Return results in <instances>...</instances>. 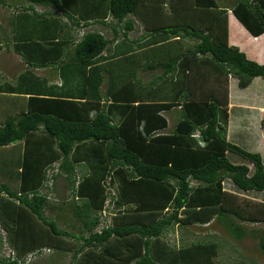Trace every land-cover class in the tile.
Instances as JSON below:
<instances>
[{"label": "trees", "instance_id": "1", "mask_svg": "<svg viewBox=\"0 0 264 264\" xmlns=\"http://www.w3.org/2000/svg\"><path fill=\"white\" fill-rule=\"evenodd\" d=\"M26 1L52 7V14L46 15L62 14L75 27L92 25L79 17L72 1ZM99 1L101 19L95 22L106 26L111 16L114 31L125 30L123 42L134 28L128 17L135 16L146 30L166 35L150 45L164 43L157 49L173 50L181 45L183 50L166 61L156 58L159 64L150 66L162 68L159 80H174L180 71L183 78L164 91V102L137 96L134 89L139 85L114 74L117 68L127 69L133 48L125 50L124 43L104 59L111 41L98 31L87 32L69 52V44L59 37L16 46L29 65L49 67L69 56L72 66L65 90L56 92L54 87L50 97H30L35 107L0 124V148L25 142L17 176L0 184V253L6 237L17 254V259L0 257V264H29L27 256L44 248L71 252L70 264H246L219 262L222 243L216 238L178 246L169 234L177 227L189 230L217 221L237 242L249 237L264 248V234L249 227L264 223V203L223 189L229 179L240 190L264 192L262 155L228 140L229 79L247 88L254 79L264 78V64L230 46L228 10L217 0L148 5L145 0ZM232 12L253 36L264 34V0H235ZM66 28L63 21L61 31ZM174 37L192 43L171 42ZM109 59L111 63H105ZM157 86L149 85L150 93L156 94L152 90ZM138 99L142 103L135 106ZM179 107L182 117L174 134L153 135L168 128L162 114ZM122 109L137 114L115 123L114 114ZM134 121L144 122V130ZM231 154L246 164L232 163ZM55 163H60L57 176L67 175L70 201H51L40 192ZM73 163L84 164L90 172L78 181ZM110 197L116 215L99 233L100 212ZM66 207L76 219L75 232L59 224Z\"/></svg>", "mask_w": 264, "mask_h": 264}, {"label": "crops", "instance_id": "2", "mask_svg": "<svg viewBox=\"0 0 264 264\" xmlns=\"http://www.w3.org/2000/svg\"><path fill=\"white\" fill-rule=\"evenodd\" d=\"M66 1L68 2V0ZM69 1H72V4L79 10V17L91 20L92 25L89 24L87 27L78 28L75 25L69 24L62 14L54 17L46 15L52 14L51 12L54 11L49 6L33 5L26 0H0V124L5 123L10 117L28 113L32 107H35L34 104L32 106L30 103V97L38 95L50 97L51 92H54V87H57L56 92H59L58 90H65L66 88L65 85L63 86V83L64 80H68V75L70 74L69 68L72 66L69 62V56L66 55V58L49 67L29 65L23 60L22 55L16 51V46L28 41L42 42L44 39L53 37H59L61 40L64 38L65 42L69 44L66 52H69L72 51L77 41L87 32L98 31L111 41L106 51L102 54L104 59L112 57L113 53L116 50L118 51V49L120 50L122 44L125 43V47L127 45L125 50L133 48V52L129 54V58L125 61L124 66L127 69L124 71L121 67L117 68L114 74L119 79L139 85L138 88L134 89L135 94L140 97L144 94L149 101L152 100L154 103L164 102L163 100L166 98L164 91L157 89L158 86L169 85L168 87H171V85L179 82L178 78H183V74L180 71L178 76L175 75L176 78L174 80L171 78L159 80L158 78L162 75V68L153 70L154 68L150 66L152 64H159L156 58L166 61L175 52L178 53L183 50L181 45H176V48L174 47L176 50L157 49L164 43L150 45L163 40L166 36L165 34L153 33L150 29L146 30L138 18L130 16L128 20L132 22L134 28L127 32V42H123L125 30L117 27L114 31L113 28L116 21L111 16L105 20L106 26L95 22L101 19L99 0ZM160 2L161 0H145L147 5ZM217 3L221 8L228 10V41L230 46L239 48L247 55L248 59L258 64H264V34L255 37L240 23L232 12L235 0H217ZM26 8L31 9V11L25 12L24 9ZM167 8L169 6H166ZM32 9L38 15H44V17L35 15ZM63 21L67 23V28L62 32ZM178 40L181 39L174 37L171 42ZM181 41L186 46L192 43V41L186 39ZM106 61L105 63H111L112 60ZM135 70L137 71L134 75ZM105 79L106 83H108L111 78L109 75H106ZM106 83L103 86L104 91ZM152 83H158V86L152 90L156 94L150 93L149 85ZM255 86L259 87L256 88ZM172 87L174 88V86ZM21 90L25 91L22 93ZM229 90L228 140L243 149L260 153L264 161V130L262 128V121L264 120V78L258 77L253 80L249 87L242 89L238 85V80L231 76L229 79ZM141 101L142 99H138L135 102V106L142 103ZM181 109L179 107L164 112L162 115L168 121V128L158 131L153 135L174 134L182 117ZM120 112H115L114 114L115 123L119 122L120 124L125 120L132 119L131 113L137 114L133 109H122ZM136 125L139 131L144 130V122L134 121V126ZM24 152V141L0 148V176L2 178L0 184L8 182L10 177L17 176V170L21 166ZM54 165H60V163H55ZM249 167L253 171L252 165H249ZM72 169H75L73 171L74 177L78 181L90 172L84 164L73 163ZM58 170L60 173L59 168ZM66 176L63 173L59 177L66 179ZM223 187L224 191L228 193L236 194L258 203H264V200L250 196L253 191L240 190L229 179L224 180ZM107 200L111 203L112 198L110 197ZM109 215L111 218L116 214L109 208ZM260 225H264V223L249 225V227L256 228V226ZM182 240L185 241L184 239Z\"/></svg>", "mask_w": 264, "mask_h": 264}, {"label": "rangeland", "instance_id": "3", "mask_svg": "<svg viewBox=\"0 0 264 264\" xmlns=\"http://www.w3.org/2000/svg\"><path fill=\"white\" fill-rule=\"evenodd\" d=\"M168 86L169 85H163L160 88V91L167 90ZM255 87L258 88L259 86H255ZM229 159L234 164H246V161H244L241 157L237 155L231 154L229 155ZM58 168L59 165H54L53 168L49 169L47 180L44 182L42 188L40 189V192L42 194L43 193L46 194L48 196V199H50L51 201H57V202L70 201L71 197H70V190L68 188V181L63 177L57 176ZM1 180L2 178L0 176V182ZM109 189L110 188H108L107 190ZM112 193L114 192L112 191L111 194ZM250 196L264 200V192L260 193L253 191L251 192ZM49 216H55V215L51 211H49ZM59 224L62 227V229L71 230L73 232L76 231L77 229L76 219L75 217H73V214L71 213L68 207H66L65 211H63ZM256 228L259 232H262L264 234V225L256 226ZM212 237L216 238L222 243L221 253L218 258L219 262L234 263V261L243 260L245 261L246 264H264V248L262 247L258 239L253 240L247 237L243 240V242H237L217 221H214L209 226H195V227H191L189 230H185L183 228L181 229L180 227H177L176 229H174V231H171L169 234V239L171 240V242L175 243L178 246L183 242L182 239H184L187 242H191L197 240L198 241L210 240L212 239ZM4 238H5V242L3 244L0 257L6 258L11 252L10 248L12 247H9V244L6 243V237ZM179 239H181V241H179ZM47 253L48 254H43L39 256L38 260L36 262L33 261V263L34 264H70L73 256L71 252L66 254L56 253L49 248H47Z\"/></svg>", "mask_w": 264, "mask_h": 264}, {"label": "built area", "instance_id": "4", "mask_svg": "<svg viewBox=\"0 0 264 264\" xmlns=\"http://www.w3.org/2000/svg\"><path fill=\"white\" fill-rule=\"evenodd\" d=\"M108 207L110 208V210L113 209V206H111V203H109V201L107 200V202H106V204H105V208H104V210L101 212V216H102V217H101V223H100V225H99V227H98V229H97V231H98L99 233L102 232V229H104V228H106V227H108V226L111 225L112 220H111L110 215H109V209H108ZM107 209H108V210H107ZM43 251H47V250H43ZM48 251H50V250H48ZM10 256H11L13 259H15V253H14L13 251H11L7 257H10ZM33 256H34V255H30L29 258L27 259V262L31 261L32 258H33Z\"/></svg>", "mask_w": 264, "mask_h": 264}, {"label": "clouds", "instance_id": "5", "mask_svg": "<svg viewBox=\"0 0 264 264\" xmlns=\"http://www.w3.org/2000/svg\"><path fill=\"white\" fill-rule=\"evenodd\" d=\"M10 249H11V251H13V252L15 253V259H17V258H16V255H17L16 252H15L14 250H12V248H10ZM43 250H47V248H44V249H41V250H37V251H35V252L30 253V254L27 256V259L29 258L30 255H34V256H33L32 260L29 261L28 263L31 264V263H33V261L35 262L36 260H38V257H39V256H41V255H43V254H48L47 251H43ZM10 258H11V256H10ZM19 260H20V259H19Z\"/></svg>", "mask_w": 264, "mask_h": 264}]
</instances>
